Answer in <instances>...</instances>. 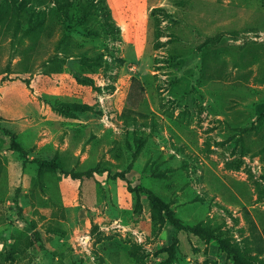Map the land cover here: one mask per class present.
Here are the masks:
<instances>
[{
	"label": "rangeland",
	"instance_id": "rangeland-1",
	"mask_svg": "<svg viewBox=\"0 0 264 264\" xmlns=\"http://www.w3.org/2000/svg\"><path fill=\"white\" fill-rule=\"evenodd\" d=\"M111 2L0 0V264H264V0Z\"/></svg>",
	"mask_w": 264,
	"mask_h": 264
},
{
	"label": "crops",
	"instance_id": "crops-1",
	"mask_svg": "<svg viewBox=\"0 0 264 264\" xmlns=\"http://www.w3.org/2000/svg\"><path fill=\"white\" fill-rule=\"evenodd\" d=\"M108 2H109V4H110V7L112 8V12H113V14H114V16H115V18L118 20V22L119 23H121V25H122V32H123V37H124V40H125V42H126V44L128 43H130L131 44V42L128 40V35H127V32H126V28H125V26H124V24H123V20H122V18H121V15L117 12V9H116V4H114V2H111V0H108ZM125 2H126V0H125ZM125 16L127 17V19H129L130 21H134L135 20V15L133 14V13H131L130 11H126L125 12ZM137 39H133V45L134 46H138V43H137V41H136ZM2 97H1V99L2 100H4V99H6L7 98V96L5 95V93L3 94V95H1ZM28 99H26L27 100V102L28 101H32L33 99V97L31 96V97H27ZM30 98V99H29ZM25 100V101H26ZM8 111V109H5V107H3L2 109H0V114H2V113H6ZM11 122H15V119H11ZM17 122V121H16ZM19 124H20V126H21V124H25V123H20L19 122ZM18 128H20V127H18ZM24 132V130H22L21 132H20V129H19V131L17 132V140H23L22 138H23V133ZM25 136V135H24ZM67 137V136H66ZM69 142H68V140H66V141H64V142H57L56 143V149H60V150H67V148H68V146H67V144H68ZM25 146H27V145H25ZM25 146H23V148H27V147H25ZM46 146V144L45 143H38V150H43L44 149V147ZM22 148V149H23ZM28 149V148H27ZM24 150V149H23ZM30 155V154H29ZM5 166L7 167V169L9 170V172H10V170H11V167H12V165H13V163H7L6 162V160H5ZM106 172H108L107 170L106 171H93L92 172V174L90 173V175H83L82 177H78V178H72V177H64V182H67V185H69L68 184V182H70L69 180H71V183L77 188L78 186L77 185H79V184H81L82 183V185L83 186H85V184H87V183H90V182H93L94 183V181H95V178H93V174L94 173H96V174H98V175H103V174H105ZM41 173H42V171H41ZM26 175V174H25ZM69 193H71V192H63V200H67V198L69 197V199L71 198L73 201H75L76 202V204H77V206H78V208H80L81 207V205H83V206H85V204H84V202L87 204V201H86V197H85V194H81L80 195V193H79V191H74L73 192V194L71 193V194H69ZM82 202V203H81ZM95 219H96V217H95ZM94 219V220H95Z\"/></svg>",
	"mask_w": 264,
	"mask_h": 264
},
{
	"label": "built area",
	"instance_id": "built-area-1",
	"mask_svg": "<svg viewBox=\"0 0 264 264\" xmlns=\"http://www.w3.org/2000/svg\"><path fill=\"white\" fill-rule=\"evenodd\" d=\"M111 226H115V227H122V228H126L127 226L125 224H123L122 222H120L119 220L117 219H114L112 222H111ZM136 234H137V238L139 240H142L143 237H142V233L139 232L138 230L137 231H134ZM80 243L87 247L90 243H91V236L88 234V235H82L81 238H80Z\"/></svg>",
	"mask_w": 264,
	"mask_h": 264
}]
</instances>
